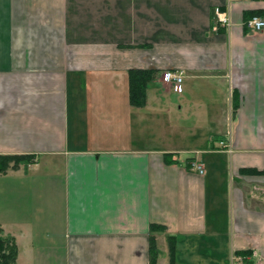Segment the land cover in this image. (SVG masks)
<instances>
[{
	"label": "crops",
	"instance_id": "1",
	"mask_svg": "<svg viewBox=\"0 0 264 264\" xmlns=\"http://www.w3.org/2000/svg\"><path fill=\"white\" fill-rule=\"evenodd\" d=\"M253 16L264 0H0V155L33 157L0 171V235L17 264H170L169 235L176 264H264ZM131 69L155 73L143 107ZM166 70L184 71L183 93ZM187 113L193 123L172 121Z\"/></svg>",
	"mask_w": 264,
	"mask_h": 264
},
{
	"label": "trees",
	"instance_id": "2",
	"mask_svg": "<svg viewBox=\"0 0 264 264\" xmlns=\"http://www.w3.org/2000/svg\"><path fill=\"white\" fill-rule=\"evenodd\" d=\"M155 76L154 71L148 69H131L130 79V100L132 105L143 107L147 102V88ZM33 161L32 156L28 155H0V171L5 172L10 167H17L20 164L27 166ZM244 173L247 169L242 170ZM255 173H261L254 170ZM166 227L152 225L153 231H164ZM170 249V264H176V236H168ZM153 258L158 256V249L152 247ZM247 251H236L237 256H246ZM18 246L12 236L0 235V264H17Z\"/></svg>",
	"mask_w": 264,
	"mask_h": 264
},
{
	"label": "built area",
	"instance_id": "3",
	"mask_svg": "<svg viewBox=\"0 0 264 264\" xmlns=\"http://www.w3.org/2000/svg\"><path fill=\"white\" fill-rule=\"evenodd\" d=\"M231 1V0H230ZM215 15L217 20L224 26H230L231 17L227 11H223L221 7H216ZM249 27L254 30L264 29V18L260 16H253L247 23ZM185 73L183 70H167L163 74V82L171 85L174 92L181 94L184 92ZM222 145L227 146L222 142ZM190 166L193 170L201 175L206 174L204 163L199 158H194L190 161Z\"/></svg>",
	"mask_w": 264,
	"mask_h": 264
},
{
	"label": "rangeland",
	"instance_id": "4",
	"mask_svg": "<svg viewBox=\"0 0 264 264\" xmlns=\"http://www.w3.org/2000/svg\"><path fill=\"white\" fill-rule=\"evenodd\" d=\"M201 80V79H200ZM200 80H188V83H185V86L187 87V89H188V86L190 85L192 88H194L195 87V84H198L199 82H202V81H200ZM194 86V87H193ZM170 87H171V85H170ZM172 88V87H171ZM173 90V89H172ZM186 96H189L188 95V92L186 93ZM174 98V95L172 96V99ZM193 98H194V96H193ZM175 102V101H174ZM194 117L192 116V115H189V113H187V115H185V114H181V116H180V114H179V116L177 115L176 117H174L173 118V120L172 121H176V120H180V121H182L183 123H189V122H194ZM180 126H182V125H180ZM184 126H187V125H184ZM172 127V126H171ZM171 127H170V129H171ZM169 134V133H168ZM188 134V133H187ZM178 135V134H177ZM186 137H188V135H185L184 134V139L186 138ZM184 139H180V141H179V143H178V145L179 146H184V147H186L187 145H189L190 144V139H185V141H184ZM187 143V144H186ZM188 147H186V148H184L182 151H179L178 153H177V156H180L181 158H186V157H189V156H191V152L189 151V150H186ZM237 258V257H236ZM235 260H237V259H235V257H234V261Z\"/></svg>",
	"mask_w": 264,
	"mask_h": 264
}]
</instances>
